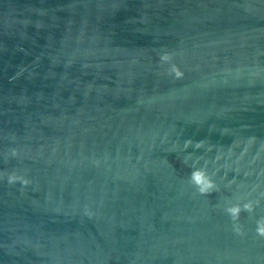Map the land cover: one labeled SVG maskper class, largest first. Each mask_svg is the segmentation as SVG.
<instances>
[{
	"label": "water",
	"instance_id": "water-1",
	"mask_svg": "<svg viewBox=\"0 0 264 264\" xmlns=\"http://www.w3.org/2000/svg\"><path fill=\"white\" fill-rule=\"evenodd\" d=\"M183 264H264V0H191Z\"/></svg>",
	"mask_w": 264,
	"mask_h": 264
}]
</instances>
